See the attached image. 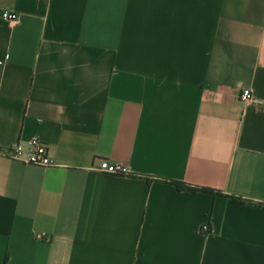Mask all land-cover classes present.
<instances>
[{
	"label": "crops",
	"instance_id": "0c3cea01",
	"mask_svg": "<svg viewBox=\"0 0 264 264\" xmlns=\"http://www.w3.org/2000/svg\"><path fill=\"white\" fill-rule=\"evenodd\" d=\"M263 100L264 0H0V264H264Z\"/></svg>",
	"mask_w": 264,
	"mask_h": 264
},
{
	"label": "built area",
	"instance_id": "2783aa9c",
	"mask_svg": "<svg viewBox=\"0 0 264 264\" xmlns=\"http://www.w3.org/2000/svg\"><path fill=\"white\" fill-rule=\"evenodd\" d=\"M2 17L6 19H14L16 13L10 10L2 11ZM251 92L248 88L242 89L240 98L242 100H248L251 98ZM264 103V100L262 101ZM7 156L11 159L18 160L24 163H29L37 166L50 165L49 148L48 145L39 138H32L26 143L16 141L9 145L7 148ZM95 169L109 174V175H127L128 170L125 166L119 163H111L106 159H102L95 166ZM206 225H203V229L206 230Z\"/></svg>",
	"mask_w": 264,
	"mask_h": 264
},
{
	"label": "trees",
	"instance_id": "16d2710c",
	"mask_svg": "<svg viewBox=\"0 0 264 264\" xmlns=\"http://www.w3.org/2000/svg\"><path fill=\"white\" fill-rule=\"evenodd\" d=\"M148 180V179H147ZM174 185L176 186V188H178V189H183V188H185V189H188V190H191V191H195L196 190V188H194V187H190V186H187V185H184V184H182V183H180V182H174ZM205 190V189H204ZM230 198V200H232L233 202H238V203H249V204H253V205H257V206H261V204H256V203H252V202H246L245 200H243V199H240V198H236V197H229ZM264 207V206H263ZM205 225H206V230H208L209 229V220H207L206 221V223H205Z\"/></svg>",
	"mask_w": 264,
	"mask_h": 264
}]
</instances>
